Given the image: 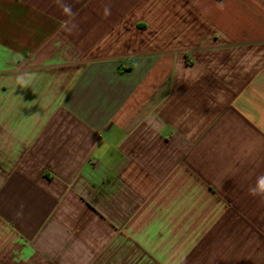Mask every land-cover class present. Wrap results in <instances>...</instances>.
I'll return each instance as SVG.
<instances>
[{
    "label": "crops",
    "instance_id": "1",
    "mask_svg": "<svg viewBox=\"0 0 264 264\" xmlns=\"http://www.w3.org/2000/svg\"><path fill=\"white\" fill-rule=\"evenodd\" d=\"M262 175L264 0H0V264H264Z\"/></svg>",
    "mask_w": 264,
    "mask_h": 264
},
{
    "label": "clouds",
    "instance_id": "2",
    "mask_svg": "<svg viewBox=\"0 0 264 264\" xmlns=\"http://www.w3.org/2000/svg\"><path fill=\"white\" fill-rule=\"evenodd\" d=\"M248 195L259 198L264 202V175L260 176L254 186H249Z\"/></svg>",
    "mask_w": 264,
    "mask_h": 264
},
{
    "label": "trees",
    "instance_id": "3",
    "mask_svg": "<svg viewBox=\"0 0 264 264\" xmlns=\"http://www.w3.org/2000/svg\"><path fill=\"white\" fill-rule=\"evenodd\" d=\"M130 68V63H125L124 67H123V71H127Z\"/></svg>",
    "mask_w": 264,
    "mask_h": 264
}]
</instances>
